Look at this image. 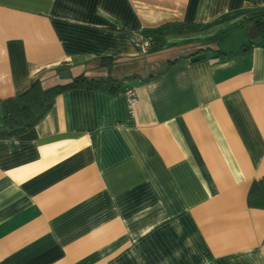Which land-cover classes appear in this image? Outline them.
I'll return each mask as SVG.
<instances>
[{
	"label": "crops",
	"instance_id": "1",
	"mask_svg": "<svg viewBox=\"0 0 264 264\" xmlns=\"http://www.w3.org/2000/svg\"><path fill=\"white\" fill-rule=\"evenodd\" d=\"M263 16L264 0H0V117L35 79L119 83L65 90L0 137V264H264V208L247 203L264 38L244 28ZM174 21L201 28L143 47Z\"/></svg>",
	"mask_w": 264,
	"mask_h": 264
},
{
	"label": "trees",
	"instance_id": "2",
	"mask_svg": "<svg viewBox=\"0 0 264 264\" xmlns=\"http://www.w3.org/2000/svg\"><path fill=\"white\" fill-rule=\"evenodd\" d=\"M200 28L197 23L174 21L163 23L160 31H143L142 34L150 45H157L165 37L194 33ZM244 28L246 32L256 30L263 39L264 16L247 20ZM74 88L114 91L119 88V83L111 76L88 78L80 74L66 83L42 87L40 81L35 79L22 93L2 100L4 107L7 106V112L0 117V137H9L27 130L48 111L58 94ZM247 203L249 206L264 208V175L252 181L247 192Z\"/></svg>",
	"mask_w": 264,
	"mask_h": 264
},
{
	"label": "built area",
	"instance_id": "3",
	"mask_svg": "<svg viewBox=\"0 0 264 264\" xmlns=\"http://www.w3.org/2000/svg\"><path fill=\"white\" fill-rule=\"evenodd\" d=\"M142 42H143V47L145 49L147 47H149L150 44H149V40L147 38H144ZM124 96H125L126 105H127L128 109L131 111L133 105L135 104V102L138 99L137 93H136L135 89L127 88L124 90Z\"/></svg>",
	"mask_w": 264,
	"mask_h": 264
},
{
	"label": "water",
	"instance_id": "4",
	"mask_svg": "<svg viewBox=\"0 0 264 264\" xmlns=\"http://www.w3.org/2000/svg\"><path fill=\"white\" fill-rule=\"evenodd\" d=\"M205 57V54L204 53H201V54H196V55H193L190 60L191 61H196V60H199V59H202ZM60 76L61 77H68L69 76V72L66 71V70H62L60 71ZM5 112H7V106L5 105Z\"/></svg>",
	"mask_w": 264,
	"mask_h": 264
}]
</instances>
